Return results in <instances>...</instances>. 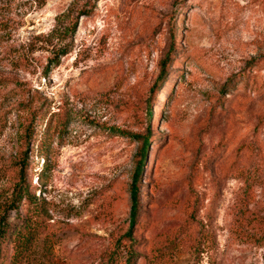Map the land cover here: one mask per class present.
Returning a JSON list of instances; mask_svg holds the SVG:
<instances>
[{
	"label": "rangeland",
	"instance_id": "1",
	"mask_svg": "<svg viewBox=\"0 0 264 264\" xmlns=\"http://www.w3.org/2000/svg\"><path fill=\"white\" fill-rule=\"evenodd\" d=\"M30 210L3 264H264V0H0V228Z\"/></svg>",
	"mask_w": 264,
	"mask_h": 264
},
{
	"label": "trees",
	"instance_id": "2",
	"mask_svg": "<svg viewBox=\"0 0 264 264\" xmlns=\"http://www.w3.org/2000/svg\"><path fill=\"white\" fill-rule=\"evenodd\" d=\"M67 16H65L66 19ZM63 22L60 23V21L55 25L53 31H51V33L47 36L45 41H49V39L54 38L55 40L58 41H63L64 39H66V35L72 34L74 32L75 29V25L74 26H70L67 27L64 24H62ZM175 42V39H174ZM176 44V43H174ZM66 49V47H65ZM175 49H170L169 52L167 53L166 57L164 58V60L161 62V72L160 75L157 79V82L155 83V85L153 86V88L151 89L152 92L155 91V89L158 87V85H160L166 76V68L169 65V63L171 62L172 59V54H174ZM63 54H66L65 52ZM51 63L52 64H57L59 63V59L57 55H54L53 59H51ZM39 115V118L42 114L43 111H38L37 113ZM148 115H149V120L152 121V112L148 111ZM35 117V116H34ZM31 125V124H30ZM29 125V126H30ZM30 132V127L26 128V138L25 140L27 142L30 141L32 134L28 135ZM152 132L151 130H149L147 132V134L145 135H130L131 138H135L138 142L141 143L139 151H138V161L136 163V167L134 170V174L132 177V185H131V201H132V207H131V221H130V229L129 232L127 233V235L129 237L132 236L133 233V229L134 226L136 225L137 222V217L139 214V204H138V200H139V183H140V179L142 178L143 172H144V166L146 163V157H147V152L149 150L150 147V143H151V135ZM26 159L20 160V170H23V167L25 165V161ZM22 168V169H21ZM23 181V180H22ZM34 198V197H33ZM23 199H27L28 203L31 205H35L36 206V199H31V195L28 191L27 186H25L24 184H21L19 186H17V188L15 189V191L13 192V202L11 203L9 210H14L17 213H19L20 215V211H19V204H21ZM33 210H37V208L33 207ZM38 211V210H37ZM31 215L28 217V219H25L26 221H24V226L23 228H19L22 227V224H20L17 229L16 227H14L13 230H10L11 228V224H6V223H2L1 228H0V264H3V252H5V250L3 249V247L5 245H10L15 243L16 245H14L15 248V253L16 256L17 255H23V253L25 251H28L30 246L32 245L33 242V235H31L30 233L32 231H34V228L37 227V221H34V219H32V217H35L36 212H32V210H30ZM5 219H3L4 221ZM115 259H113L114 261ZM120 264H131L130 260L125 261V263H120Z\"/></svg>",
	"mask_w": 264,
	"mask_h": 264
}]
</instances>
